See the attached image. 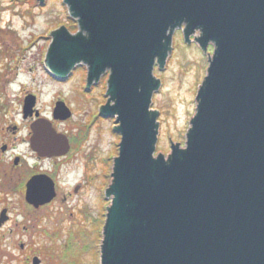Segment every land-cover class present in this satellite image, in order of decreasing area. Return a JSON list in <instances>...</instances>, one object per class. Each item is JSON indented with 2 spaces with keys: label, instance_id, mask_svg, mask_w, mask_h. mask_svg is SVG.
<instances>
[{
  "label": "water",
  "instance_id": "obj_1",
  "mask_svg": "<svg viewBox=\"0 0 264 264\" xmlns=\"http://www.w3.org/2000/svg\"><path fill=\"white\" fill-rule=\"evenodd\" d=\"M62 1L78 30L51 31L47 69L64 79L84 63L88 82L109 70L100 112L119 122L100 264H264V0ZM177 28L190 43L199 30L195 41L215 48L185 146L173 142L168 158L154 157L160 122L150 104L161 80L153 69L155 61L165 67ZM35 104V95L24 97L23 117L39 115ZM70 115L55 102L54 119ZM31 132L40 156L68 149L44 117ZM55 196L48 175L27 180L34 208ZM8 218L3 208L0 227Z\"/></svg>",
  "mask_w": 264,
  "mask_h": 264
},
{
  "label": "rangeland",
  "instance_id": "obj_2",
  "mask_svg": "<svg viewBox=\"0 0 264 264\" xmlns=\"http://www.w3.org/2000/svg\"><path fill=\"white\" fill-rule=\"evenodd\" d=\"M61 25L72 34L78 30L76 19L62 0H0V146L5 140L1 128L18 123L17 131L21 132L11 144L22 155L28 152L24 140L28 132L20 120L27 94L36 95L35 106L51 123V111L59 97L74 109L73 116L68 117L70 124L80 114L92 120L102 118L98 106L105 100L104 88L96 86L82 96L86 64L76 65L64 79L52 77L47 69L45 56L51 31ZM200 35L196 30L190 43L182 28H177L165 67L155 61L153 73L161 85L153 91L150 104L151 110H159L160 122L154 157L163 153L168 158L173 142L185 146L190 120L196 112V95L215 48L210 41L206 52L195 41ZM104 73L105 83H101L106 86L110 72ZM104 117L93 124L88 136L87 145L94 155L89 178L78 193H67L66 199L60 194L82 181L77 167L72 165V171L64 167L58 196L34 209L24 199L23 175L10 171L5 165L8 162L0 159V211L7 208L9 215L0 227V264H31L35 255L41 259L39 264H55L51 262L53 257L62 259L58 264H100L104 211L109 205L106 189L120 142V134L114 129L119 125L117 116ZM67 250L71 257H62Z\"/></svg>",
  "mask_w": 264,
  "mask_h": 264
},
{
  "label": "flooded vegetation",
  "instance_id": "obj_3",
  "mask_svg": "<svg viewBox=\"0 0 264 264\" xmlns=\"http://www.w3.org/2000/svg\"><path fill=\"white\" fill-rule=\"evenodd\" d=\"M51 40H52V37H51ZM51 40H50V42H51ZM47 49H48V47H47ZM46 53H47V51H46ZM86 70H87V68H86ZM104 75H105V73H102L98 80L93 79L91 82H88L87 71H86V76H85V81H84L85 87H84V90H81L82 96H83V95L87 94L88 91L90 92L96 86L100 85L101 87L104 88V91L102 92V94L105 95V100L102 102L101 106L100 105L98 106V108H99V112H98L99 114L98 115H101L102 118H99L97 120L96 119L92 120V117H90L89 115L86 118V117H84V115L82 116L80 114L77 116V120H73L70 124V123H68V118H66V119H54V117H53V109L55 106V103H54V106H53L52 111H51L52 123L56 127L55 130L59 133L64 134L65 137L67 138L68 149L65 151V153L60 154V155H53V156H40L35 150L32 149L31 144H30V136L32 134L31 124L37 118L42 117L41 112L39 111L38 107H36V106H35V111L38 110V113H39L38 116H35V114L33 113L32 116H28L25 118V117H23V112H22V117L20 119L21 122H23L24 125H26V129L28 132V133H26L27 135L25 134V136H24V140H25L26 145L28 147L27 153H25L23 155L19 154L14 150L15 146H12L13 139H17L19 133L21 132L20 129L17 131V128H19L18 123L11 122L12 125H10V126L5 125L3 128H1L3 130V135H4L5 140L1 142L2 145L0 146L1 147L0 148V150H1L0 159L1 160L5 159L6 162L9 163V164L5 163V165L8 169H10V171L16 170L15 171L16 173L23 175V181H22L24 183L23 195L25 194V185H26V182L29 178H31L32 176L37 175V174H46L54 181L55 191H56L55 197H57L59 192H60V187H61V184H60L61 181L60 180H61V175H63V168L64 167H70L71 171L74 169L73 167H77V169L80 170L79 173H80V176L82 177V181H77V182L73 183L70 186L71 191L67 190L66 192H62V194H60V196L64 199H66V197L68 195H70L71 193L76 194L79 192L80 189H82L85 181L89 178V170L91 169V163H93V161H94V155L92 153L93 151L91 152V150H89V147L87 145L88 136H89V134L93 128L92 127L93 124L100 123V121H103V118H105L104 117L105 115L103 116L100 112L101 107L107 103L108 97H109L106 94L107 87H108V84H107L108 79L106 81V86H107L106 87L104 85V83H105L104 80L106 79V78L103 79ZM54 78H57V77H54ZM101 81H103L104 83H101ZM30 94L35 95L33 93H30ZM58 100H62V99H60V97H59V99H57L56 101H58ZM67 106L70 107L71 115L73 116V114H74L73 107H71L69 105H67ZM70 120H72V119H70ZM3 146H4V150H3ZM72 165H73V167H72ZM21 171H23V172H21ZM64 171H65V169H64ZM58 190H59V192H58ZM67 193H69V194L67 195ZM105 204L107 205V202ZM108 204H109V202H108ZM44 205H46V204H44ZM44 205H41L38 208H41ZM30 206L32 208H34L32 205H30ZM34 209H37V208H34ZM105 213L106 212L104 211V216H105Z\"/></svg>",
  "mask_w": 264,
  "mask_h": 264
},
{
  "label": "trees",
  "instance_id": "obj_4",
  "mask_svg": "<svg viewBox=\"0 0 264 264\" xmlns=\"http://www.w3.org/2000/svg\"><path fill=\"white\" fill-rule=\"evenodd\" d=\"M65 254H67V255H65V256H62V257H67V258H69V257H71V256H69V253H68V250L67 251H65ZM61 258L60 257H53L52 258V263H55V264H58L59 262H61Z\"/></svg>",
  "mask_w": 264,
  "mask_h": 264
}]
</instances>
